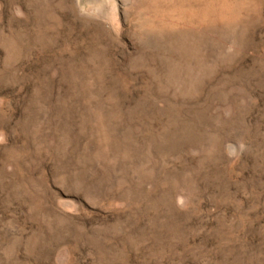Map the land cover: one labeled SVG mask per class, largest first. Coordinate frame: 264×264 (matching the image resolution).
Returning a JSON list of instances; mask_svg holds the SVG:
<instances>
[{
	"label": "rangeland",
	"instance_id": "374dc122",
	"mask_svg": "<svg viewBox=\"0 0 264 264\" xmlns=\"http://www.w3.org/2000/svg\"><path fill=\"white\" fill-rule=\"evenodd\" d=\"M0 264H264V0H0Z\"/></svg>",
	"mask_w": 264,
	"mask_h": 264
}]
</instances>
